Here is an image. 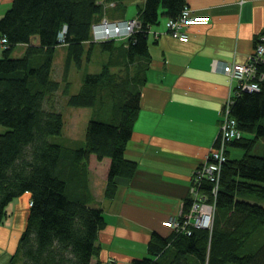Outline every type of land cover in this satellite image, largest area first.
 <instances>
[{"label":"trees","instance_id":"trees-1","mask_svg":"<svg viewBox=\"0 0 264 264\" xmlns=\"http://www.w3.org/2000/svg\"><path fill=\"white\" fill-rule=\"evenodd\" d=\"M110 2L113 8H107ZM120 2L11 0L0 16V37L6 38L0 49V221L9 202L28 193L26 222L7 264H100L96 242L104 215L89 203L88 172L106 179L107 197L118 176L132 173L134 164L124 153L139 109L147 32L160 15L176 19L186 6V0H144L134 17L138 25L122 45L117 38L93 40L92 25L110 9H121ZM60 43L66 48V103L107 110L106 119L88 120L81 141L68 143L61 139L63 116L53 101L61 87L52 76ZM97 48L109 54V62L99 72L85 71L80 89L70 93L69 69H84ZM256 71L258 89L236 88L229 105L240 137L225 142L215 180L197 184L213 204L211 226L177 228L167 236L153 232L147 255L130 264H264V235L256 237L264 232V60ZM100 91L107 93L104 99ZM192 203L188 196L181 216Z\"/></svg>","mask_w":264,"mask_h":264},{"label":"crops","instance_id":"crops-1","mask_svg":"<svg viewBox=\"0 0 264 264\" xmlns=\"http://www.w3.org/2000/svg\"><path fill=\"white\" fill-rule=\"evenodd\" d=\"M143 2L121 0V9H110L106 16L135 17ZM10 3L0 0V16ZM186 6L207 21L182 25L185 40L170 33L164 15L147 32L148 54L139 61V109L124 153L134 164L132 173L118 176L113 195L107 197L106 179L89 169V203L104 215L96 242L100 264H130L147 255L153 232L171 233L163 222L185 209L192 175L214 144L223 108L236 93L238 82L223 66L247 61L264 33V0H186ZM65 50L62 45L55 49L62 62ZM17 199L20 216L28 193ZM5 257L0 249V264Z\"/></svg>","mask_w":264,"mask_h":264},{"label":"built area","instance_id":"built-area-1","mask_svg":"<svg viewBox=\"0 0 264 264\" xmlns=\"http://www.w3.org/2000/svg\"><path fill=\"white\" fill-rule=\"evenodd\" d=\"M207 21V16H194L190 13L187 6H184L180 15L176 19L168 18L166 26L170 33L178 37L179 39L185 40L186 34L181 31V26L187 23H197ZM138 25L136 18L132 17L129 19L120 20H109L103 19L100 23H94L92 25L91 33L92 38L106 40L109 38H123L127 37ZM100 27V28H98ZM63 30L59 33V38L62 37ZM97 31L99 33H97ZM6 38L0 37V49L5 48ZM264 60V33L259 35L253 53L251 57L245 62L226 63L223 66V71L232 78L237 80L238 89L257 90L258 84L254 79L256 76V63ZM264 75L260 74L259 78ZM229 101L223 108L219 132L215 138L217 139L219 146L212 145L209 152L204 157V160L196 168L192 175L190 183L189 196L193 198V203L188 212L185 214L175 215L168 218L163 223L173 229L182 228L186 229L187 232L191 230L188 226L192 223L195 227L209 228L212 221L213 204L209 203L206 199V195H200L198 193L197 184H201V180L207 179L210 181L215 180L216 173L219 170L221 163L225 160L224 145L228 140L238 138L241 132L236 126L235 119L230 115ZM214 141V142H215ZM189 229V230H188Z\"/></svg>","mask_w":264,"mask_h":264},{"label":"rangeland","instance_id":"rangeland-1","mask_svg":"<svg viewBox=\"0 0 264 264\" xmlns=\"http://www.w3.org/2000/svg\"><path fill=\"white\" fill-rule=\"evenodd\" d=\"M114 3L110 2L106 6L107 8H113ZM103 19H110L106 16V13L100 17V19L97 21V24L100 23ZM117 20V19H116ZM93 40H100V39H94ZM65 46L64 43H60L59 46ZM22 46V45H21ZM58 52V51H57ZM56 52V57L54 55V63H53V70H52V76L59 80L61 82L60 89L54 94L53 101L56 102L57 107L61 109L62 116H63V128L61 133V139L68 143L69 141H81L84 136V129L86 126L87 121L90 118H97V119H106V108L104 109L102 107H99L102 98H97L96 102H98V109L96 107H90V106H84V107H78V106H71L66 103V96L62 93V77H63V62L62 59L58 56V53ZM66 54V50H65ZM106 52H102L99 50V48L94 50V53L92 54L91 61L84 66V69L76 70L74 67H71L67 73V79L69 81V89L70 93L77 92L80 87L82 86V80H83V73L85 71L88 72H99L102 69L103 64H107L109 62V54ZM13 55H19V49H15L13 52ZM107 55V56H106ZM111 70H116L115 67H110ZM107 84H110V82H107ZM105 92V91H104ZM103 92V93H104ZM102 95L103 99L105 98ZM107 94V93H104ZM104 113V114H101ZM2 125H0V130ZM260 143H264L262 140H259ZM19 198V197H18ZM18 199L15 198L11 202H9L7 206V214L2 218L0 221V229H3L2 233L0 230V249L2 250V255H6L4 258L5 260L2 262V264H7L10 260L13 254L16 250V245L19 239V235L21 233V230L24 228L25 222H26V216H27V208L26 205L25 208L22 209L20 212L21 215L17 213V210L15 208V205L17 203ZM28 202V201H27ZM264 203V201H261ZM17 213V214H16ZM168 219V218H167ZM166 219V220H167ZM20 221L23 222L22 227L20 226ZM165 221V220H164ZM191 230L193 229H202L203 227H195L192 225V223H189L188 226ZM171 228V227H169ZM10 229V231H9ZM173 230V228H171ZM264 235L263 230H260L256 233V237L260 240ZM17 258V257H16ZM111 263V261L109 262ZM15 264H18L16 262Z\"/></svg>","mask_w":264,"mask_h":264},{"label":"water","instance_id":"water-1","mask_svg":"<svg viewBox=\"0 0 264 264\" xmlns=\"http://www.w3.org/2000/svg\"><path fill=\"white\" fill-rule=\"evenodd\" d=\"M245 90H247V89H245Z\"/></svg>","mask_w":264,"mask_h":264}]
</instances>
